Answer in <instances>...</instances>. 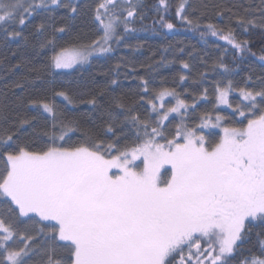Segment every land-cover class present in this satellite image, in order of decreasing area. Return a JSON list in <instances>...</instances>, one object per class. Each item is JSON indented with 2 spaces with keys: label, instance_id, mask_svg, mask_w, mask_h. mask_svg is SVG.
I'll use <instances>...</instances> for the list:
<instances>
[{
  "label": "snow or ice",
  "instance_id": "1",
  "mask_svg": "<svg viewBox=\"0 0 264 264\" xmlns=\"http://www.w3.org/2000/svg\"><path fill=\"white\" fill-rule=\"evenodd\" d=\"M50 5L64 8L69 19L89 7L101 34L87 44L59 45L56 35L69 25L53 24L49 37V25L43 20L36 24L34 47L51 53L41 67L29 69L36 79L88 63L94 54L111 53L113 42L135 31L130 27L135 19H145L139 0H97L94 7L77 0H0L4 39L27 43L17 29ZM171 7L169 0H158L156 9L163 13L158 23L169 31L176 28L165 16ZM191 7L190 0H177L174 14L198 29L204 14L190 18ZM234 20L245 32L264 29V0L249 3ZM204 27L233 50L251 52L249 41L238 40L231 24ZM217 66L230 71L222 62L213 69ZM140 81L139 101L126 103L113 96L105 108L98 99L106 95L103 89L81 101L105 109L102 135L82 130L78 121L58 112L57 97L74 103L64 90L53 91L51 101L29 100L37 116H13L6 106L0 108V264H233L253 222L264 224V77L254 82L248 76L246 86L238 89L231 80L225 87L216 83V105H226L231 115L205 112L199 123L186 119L196 104L174 88L153 89L148 80ZM232 91L240 97L235 107L229 100ZM165 97L175 104L166 107ZM143 104L149 111L142 117L137 109ZM42 113L48 120L37 135L35 124ZM172 113L180 120L169 128L165 122ZM207 129H220L218 138L210 139ZM76 133L81 138L72 142ZM257 237L258 253L249 250L237 264H264V232ZM36 256L40 259L33 262Z\"/></svg>",
  "mask_w": 264,
  "mask_h": 264
},
{
  "label": "trees",
  "instance_id": "2",
  "mask_svg": "<svg viewBox=\"0 0 264 264\" xmlns=\"http://www.w3.org/2000/svg\"><path fill=\"white\" fill-rule=\"evenodd\" d=\"M77 2L94 7L97 0H77ZM176 2L177 0H169L173 7L165 14L166 20L176 24L174 30L169 31L158 23L160 14H163L156 10L158 0H139L138 11L145 19L143 21L135 19L130 25L135 31L127 33L122 42H113L111 53L94 56L87 64L69 71L54 70L52 74L43 73L41 79L29 74V69L41 67L51 53L34 47L37 41L34 31L36 24L45 21L49 25L45 35L49 37L53 33V24L55 28L69 25L68 31L56 35L59 45L87 44L101 33L89 7L82 8L75 19H69L66 10L56 5H50L49 11L38 9V14L31 18L26 26L17 29L28 38L27 43L20 38L5 40L3 33L0 32V108L6 106L13 116L17 114L37 116V111L28 107L29 100L48 97L51 101L53 91L64 90L74 98V103L68 105L63 98L57 97L54 103L58 112L64 117L78 121L82 130L102 135L101 130L106 120V116L102 113L105 109L94 108L81 101L91 99L100 89L106 93L102 99L98 97L105 108L106 102L113 96L124 97L126 103L139 101L137 93L143 94L140 81V77H143L149 81V88H174L189 104L195 103V109L190 108L186 113V119L190 123H199V117L205 112H211L214 116L216 111H219L221 115L230 116L232 109L216 105L214 92L216 83L225 87L231 80L233 88L238 89L246 86L245 80L248 76H252L254 82L257 77H264V61L260 60V56L264 54L262 53L264 29L255 27L245 32L237 27L234 20L236 14H244V8L249 3L259 5L260 0H190L192 6L189 11L190 18L195 19L201 13L204 14L199 21L201 27L198 29L181 23L175 17ZM217 12L223 14L218 16ZM207 23L225 28L231 24L236 30L235 35L238 40L249 41L251 52L246 51L241 54L233 50L226 41L221 40L219 36H212L206 30L204 25ZM181 61H186L189 68L184 69ZM220 62L226 64L230 71L225 72L218 66L213 69V65H218ZM18 63L22 66L14 67ZM25 64L27 67L23 66ZM57 73L63 74L57 75ZM181 75L185 76L186 80L181 81L179 79ZM25 76H28L27 80L23 79ZM113 79L117 81L116 84L109 83ZM17 84L23 86L16 87ZM247 86L258 87V83ZM205 89H207V97L203 96ZM229 100L235 107V104L240 102L238 91H232ZM137 110L143 117L149 111V106L143 104L138 106ZM47 120V113L39 115L35 124L37 135L44 128ZM179 120L178 114H172L170 120L165 123L172 128ZM219 133L218 129L205 130V134L213 140L218 138ZM79 138H81L80 133L72 135V142ZM251 227L249 240L242 246L233 264H237L242 256H247L249 250L258 253L260 245L257 233L264 232V224L256 221ZM39 259V256L33 257V262H38Z\"/></svg>",
  "mask_w": 264,
  "mask_h": 264
},
{
  "label": "rangeland",
  "instance_id": "3",
  "mask_svg": "<svg viewBox=\"0 0 264 264\" xmlns=\"http://www.w3.org/2000/svg\"><path fill=\"white\" fill-rule=\"evenodd\" d=\"M98 55H100V54H94L92 57H94V56H98ZM92 57H90V59L92 58ZM89 59V60H90ZM85 64H87V63H85ZM85 64H82V65H85ZM77 66H81V65H77ZM76 66V67H77ZM75 68V67H74ZM69 70H71V69H65V70H61V71H69ZM165 106L166 107H170V106H172V105H174L175 104V99L174 98H172V97H165ZM220 107H222V108H225V107H227L226 105H219ZM172 114H175L176 115V113H172ZM171 114V115H172ZM218 130H220V129H218Z\"/></svg>",
  "mask_w": 264,
  "mask_h": 264
}]
</instances>
